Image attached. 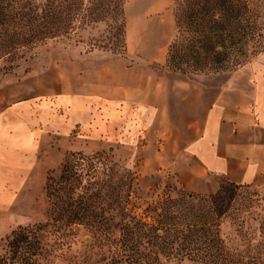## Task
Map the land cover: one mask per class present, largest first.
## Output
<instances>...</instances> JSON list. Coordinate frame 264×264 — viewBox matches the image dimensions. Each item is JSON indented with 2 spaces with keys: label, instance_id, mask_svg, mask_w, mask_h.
<instances>
[{
  "label": "rangeland",
  "instance_id": "1",
  "mask_svg": "<svg viewBox=\"0 0 264 264\" xmlns=\"http://www.w3.org/2000/svg\"><path fill=\"white\" fill-rule=\"evenodd\" d=\"M68 1L62 0L60 11L55 10V0L1 2L0 110L24 98L50 101L70 94L107 98L118 94L126 102L124 94L135 92L138 97L132 100L126 117L131 135L126 139L91 135L82 141L83 131L77 125L70 135L77 148L63 153L57 140V163L47 170L45 181L41 176V186H26L20 202L1 214L0 255L9 254L7 240L12 229L58 218L48 228L58 227L66 241L37 257V264H264V183L238 184L220 178L212 192L187 194L189 191L176 182L173 160L159 152L160 137L152 127L157 122L142 119L144 111H137L151 99L150 87H159L162 79L168 82L163 77L166 72L190 75L236 69L260 55L264 47L250 39L243 55L226 43L227 56L215 63L211 51L192 41L195 0H174L177 29L169 50L172 55L163 63L145 64L126 52V0H79L69 12L64 8ZM250 2L251 18L264 20V0ZM195 19L206 24L198 14ZM222 48L214 43V50ZM143 91L145 95L140 94ZM49 145L44 141L42 157H53ZM71 150L83 154L70 158L76 172L66 184L72 186L68 199L77 203L83 196L92 206V211L80 218L53 204L57 197L47 192L48 182L49 189L63 186L59 175ZM221 187L224 190L220 191ZM58 194L65 195L63 191ZM212 195L217 197L215 202ZM189 207L206 222L195 220L192 239L179 235L168 243L170 248L134 224L137 218L155 221L164 212L179 219ZM85 221L108 230H92L82 223ZM123 230L130 239L117 242ZM114 257L120 260L113 261Z\"/></svg>",
  "mask_w": 264,
  "mask_h": 264
},
{
  "label": "crops",
  "instance_id": "2",
  "mask_svg": "<svg viewBox=\"0 0 264 264\" xmlns=\"http://www.w3.org/2000/svg\"><path fill=\"white\" fill-rule=\"evenodd\" d=\"M173 1L126 0L128 55L145 64L165 62L177 29ZM165 76L168 82L162 79L159 87H150L151 99L137 111H144L142 119L157 122L152 127L160 137L159 152L173 160L178 185L209 193L220 178L264 183V50L236 69ZM124 96L128 101L118 94L24 98L0 110V221L2 212L24 197L26 186H41V176L45 181L47 170L57 163V140L63 153L78 147L70 137L75 126L83 131L82 141L91 135L130 137L126 117L138 94ZM44 141L52 158L42 157Z\"/></svg>",
  "mask_w": 264,
  "mask_h": 264
},
{
  "label": "trees",
  "instance_id": "3",
  "mask_svg": "<svg viewBox=\"0 0 264 264\" xmlns=\"http://www.w3.org/2000/svg\"><path fill=\"white\" fill-rule=\"evenodd\" d=\"M2 1L0 0V8ZM55 1V10L60 11L61 7H63L61 6L62 0ZM78 1L70 0L64 4V8L68 9L67 11L69 12L71 7L76 8L78 6ZM194 4L198 6L191 8V15L196 16L198 14L200 19L205 18L206 24L200 25V23H197L199 19H195L194 16L192 20L194 28L192 30L195 35L192 41L198 42L197 46L201 47L204 51H211L213 57H215V63L219 62L222 57L227 56L226 43H228V46H233V49L236 47L235 50L243 55L246 54V46L245 48L243 47L249 43L250 39H255L258 45L264 47V20L258 21L256 18H251L253 6L250 0H195ZM214 43H217L223 48L214 50ZM170 46L171 43L168 49V58L172 55L171 52L169 53ZM195 50L199 51V48L197 47ZM77 154L81 155L83 153L80 150L69 151L62 164L59 178L63 181V186H50L51 189H49L51 183L48 182L47 192L49 195L53 193L56 195L57 198L53 200V204H57L62 209L73 211L80 218L82 214L90 213L92 206L83 196L80 197L77 203L68 199L71 197L70 191L72 186H66V184L73 172H76L74 171V164L70 161V158ZM224 188L221 187L220 191L224 190ZM59 191H63L65 195L58 194ZM187 194L191 193L188 192ZM210 197L215 202L216 195ZM60 202L61 204H59ZM179 215H181L179 216L181 218L178 219L175 218L177 215L164 212L163 214H159V217L155 221L148 222L137 218L134 224L138 230L150 233L156 242L166 244L170 248L171 245L168 246V243L174 241L179 235L183 239L189 238V241L192 239L191 234L197 228L195 227V220H199L201 224L206 222L205 220H201V216L195 213L191 207ZM57 220L58 218H53L52 221L46 220L27 226L19 225L12 229L7 240L9 254L0 255V264H37V257L45 256L54 245L60 247L66 241L62 232L59 231L58 227L55 230L48 228L50 222L54 223ZM65 222L68 223L67 221ZM82 223L92 230L100 232L108 230V228H103L92 222L87 223L85 221ZM158 230H162V233H159ZM50 233H52L51 241H48L47 239ZM129 239L125 230H123L122 237L118 238L117 242L126 243ZM188 248L193 250V247ZM117 260H120V257L113 258V261Z\"/></svg>",
  "mask_w": 264,
  "mask_h": 264
}]
</instances>
